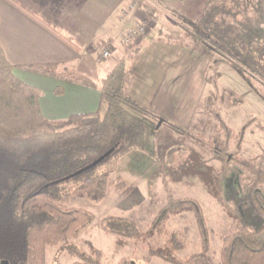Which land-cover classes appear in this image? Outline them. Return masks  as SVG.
<instances>
[{
  "label": "rangeland",
  "instance_id": "rangeland-1",
  "mask_svg": "<svg viewBox=\"0 0 264 264\" xmlns=\"http://www.w3.org/2000/svg\"><path fill=\"white\" fill-rule=\"evenodd\" d=\"M216 5L227 13L214 15ZM182 9L172 8L175 21L162 19L163 27H153L125 58L124 92L130 82L139 83L141 97L154 94L147 108L137 102L150 112L141 116L144 149L116 159L103 199L72 195L66 203L93 214L73 243L87 254L90 245L99 250L102 264H170L150 255L162 245L160 237L134 240L105 231L102 223L107 216L126 218L145 233L169 197L197 203L212 264H220L222 238L231 228L263 224L253 203L250 170L264 169V98L257 91H264V0H193ZM204 19L224 26L217 31L219 45L192 34ZM230 132L238 137H228ZM117 182L124 187L115 188ZM167 228L177 233L179 258L202 250L193 212L171 217ZM46 252V264L75 261L60 247Z\"/></svg>",
  "mask_w": 264,
  "mask_h": 264
},
{
  "label": "trees",
  "instance_id": "trees-1",
  "mask_svg": "<svg viewBox=\"0 0 264 264\" xmlns=\"http://www.w3.org/2000/svg\"><path fill=\"white\" fill-rule=\"evenodd\" d=\"M7 1L73 45L15 1ZM223 8V5H216L214 15L224 13ZM206 21H200L192 34L204 43L219 45L217 31L224 26L219 21ZM233 23L229 24V29H233ZM208 30H214L213 35H209ZM137 48L132 45L124 54L117 55L112 68L100 83L80 73L58 70L56 65L26 66L30 71L82 83L98 88L100 92L105 106L103 113L98 110L73 114L61 121H50L41 112L40 90L13 74V67L0 46V264H46L49 247L65 249L75 258L72 264H102L99 250L90 245L91 251L87 254L73 243L81 230L93 220V214L85 209L68 207L66 203L72 195L85 196L92 201L103 199L109 176L116 167V159L131 151L144 149L141 116L150 112L124 92L125 58ZM257 91L264 98V91L259 87ZM170 126L179 131L173 124ZM228 135L238 137L231 132ZM197 140L202 147L211 145L201 138ZM107 152H110L109 155L98 165L72 176ZM250 171L253 175V203L263 218V224L257 229L243 224L231 228L222 238L220 264H264V169ZM114 186L119 189L124 184L117 182ZM187 211L194 213L202 250L179 258L176 252L181 243L176 232H168L167 223L171 217ZM102 221L105 231L134 240L160 237L162 245L150 249V255L158 256L167 263L212 264L204 219L192 199L169 197L145 233L138 232L126 218L107 216ZM118 264L130 263L121 260Z\"/></svg>",
  "mask_w": 264,
  "mask_h": 264
},
{
  "label": "crops",
  "instance_id": "crops-1",
  "mask_svg": "<svg viewBox=\"0 0 264 264\" xmlns=\"http://www.w3.org/2000/svg\"><path fill=\"white\" fill-rule=\"evenodd\" d=\"M13 1L73 43H66L7 0H0V46L13 67V74L40 90L39 104L47 120L61 121L73 114L103 112L105 106L98 88L30 71L26 66L56 65L58 70L87 75L90 80L100 83L117 55L124 54L132 45L139 47L153 27H163L162 19L174 20L172 8L183 10L186 3L193 0ZM150 3L158 10L146 16L145 7ZM139 22L145 23L146 35L126 47L123 44L126 29ZM105 48L110 51L109 58L102 56ZM143 82L142 79L140 86ZM135 86L139 83L131 85L127 82L126 93L147 108L154 94L147 91L143 98Z\"/></svg>",
  "mask_w": 264,
  "mask_h": 264
},
{
  "label": "built area",
  "instance_id": "built-area-1",
  "mask_svg": "<svg viewBox=\"0 0 264 264\" xmlns=\"http://www.w3.org/2000/svg\"><path fill=\"white\" fill-rule=\"evenodd\" d=\"M158 8L153 4L150 3L148 6L145 7V15H152L154 10ZM147 33V28L144 22H139L138 24L131 26L126 29L125 34L123 35V44L126 47L132 45V43L138 39H141ZM102 56L107 58L110 56V51L108 49H104L102 51Z\"/></svg>",
  "mask_w": 264,
  "mask_h": 264
},
{
  "label": "water",
  "instance_id": "water-1",
  "mask_svg": "<svg viewBox=\"0 0 264 264\" xmlns=\"http://www.w3.org/2000/svg\"><path fill=\"white\" fill-rule=\"evenodd\" d=\"M110 152L105 153L104 155H102L101 157H99L98 159H96L94 162H92L91 164H89L88 166H86L85 168H83L82 170H80L79 172H76L75 174H73L72 176L77 175L78 173H82L96 165H98L103 159H105Z\"/></svg>",
  "mask_w": 264,
  "mask_h": 264
}]
</instances>
